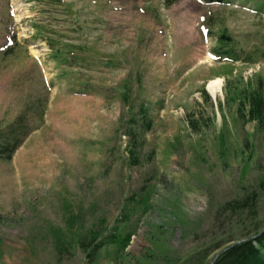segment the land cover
I'll list each match as a JSON object with an SVG mask.
<instances>
[{
    "label": "rangeland",
    "instance_id": "obj_1",
    "mask_svg": "<svg viewBox=\"0 0 264 264\" xmlns=\"http://www.w3.org/2000/svg\"><path fill=\"white\" fill-rule=\"evenodd\" d=\"M257 2L0 0V134L25 133L0 157V264H209L264 229V121L234 101L264 97Z\"/></svg>",
    "mask_w": 264,
    "mask_h": 264
},
{
    "label": "trees",
    "instance_id": "obj_2",
    "mask_svg": "<svg viewBox=\"0 0 264 264\" xmlns=\"http://www.w3.org/2000/svg\"><path fill=\"white\" fill-rule=\"evenodd\" d=\"M205 3H218L222 4L227 0H201ZM257 9L261 14H264V0H258ZM48 41L51 47H54L53 41ZM13 41V40H12ZM232 39L223 29L217 35V46L214 49L215 57L217 60H233L236 61L238 56L233 55L235 53L234 47L231 44ZM68 44H65V46ZM77 50H70L65 55H61L63 61L72 62L78 56V53H82V47H76ZM59 47L54 48L51 55L54 58L59 56ZM220 53H228L229 55L222 58ZM83 57L84 55L81 54ZM234 93V92H233ZM236 93V94H235ZM234 101L237 102V111L239 117L248 121H257L259 124L264 121V97L260 89H245L235 92ZM20 118H17L14 122H11L0 134V157L9 159L20 144L21 140L25 136V133H21L19 128H15L19 123ZM263 230L258 228L254 231L253 235ZM118 234H114L111 240L113 242H119L122 246H125L129 240L128 236L121 240L117 238ZM252 235V236H253ZM247 236L237 241L232 242L218 254L214 255L212 263L209 264H264V230L261 231L256 237ZM99 245V244H98ZM219 247V246H218Z\"/></svg>",
    "mask_w": 264,
    "mask_h": 264
},
{
    "label": "bare ground",
    "instance_id": "obj_3",
    "mask_svg": "<svg viewBox=\"0 0 264 264\" xmlns=\"http://www.w3.org/2000/svg\"><path fill=\"white\" fill-rule=\"evenodd\" d=\"M221 85V79L217 77L208 81V83L206 84V89L209 91L213 98H216L221 92Z\"/></svg>",
    "mask_w": 264,
    "mask_h": 264
},
{
    "label": "water",
    "instance_id": "obj_4",
    "mask_svg": "<svg viewBox=\"0 0 264 264\" xmlns=\"http://www.w3.org/2000/svg\"><path fill=\"white\" fill-rule=\"evenodd\" d=\"M263 230H264V229H263ZM263 230H261V231H263ZM261 231L258 232V233L255 234V235L251 236L250 238H252V237H256L259 233H261ZM222 250H223V249H222ZM222 250L218 251V252L216 253V255H218ZM211 263H212V262H211Z\"/></svg>",
    "mask_w": 264,
    "mask_h": 264
}]
</instances>
